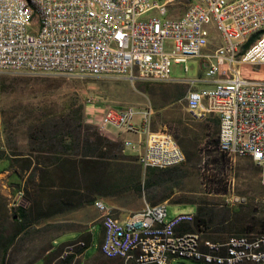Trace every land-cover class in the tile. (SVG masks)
<instances>
[{
  "label": "built area",
  "instance_id": "1",
  "mask_svg": "<svg viewBox=\"0 0 264 264\" xmlns=\"http://www.w3.org/2000/svg\"><path fill=\"white\" fill-rule=\"evenodd\" d=\"M171 2L0 0V73L189 84L185 98L191 115L219 119L217 154L251 158L264 186V79L245 73L264 66V42L247 47L254 34L264 31V0H198L178 17L169 14ZM167 40L173 41L172 51ZM193 58L204 63L205 75L172 79V63H184L187 72ZM197 82L204 85L197 88ZM139 114L133 106L109 107L94 122L100 130L113 126L137 133ZM152 114L143 112L147 125ZM146 133L144 148L131 140L124 143L137 152L145 171L186 161L171 133ZM19 194L22 198L23 192ZM168 205L146 203L119 219L97 201L102 254L121 258L122 264H173L179 258L264 264V234H232L214 241L205 230H192L196 212L169 215ZM87 245L85 239L67 243L52 264L80 258Z\"/></svg>",
  "mask_w": 264,
  "mask_h": 264
},
{
  "label": "rangeland",
  "instance_id": "2",
  "mask_svg": "<svg viewBox=\"0 0 264 264\" xmlns=\"http://www.w3.org/2000/svg\"><path fill=\"white\" fill-rule=\"evenodd\" d=\"M196 1L172 0L169 14L181 16ZM215 43L218 39L211 47ZM172 45V40L166 41L168 50H173ZM188 67L186 72L184 63H172V79H195L205 75L206 67L200 59H190ZM245 73L264 79V66L246 69ZM203 85L197 82L195 86ZM190 88L189 84L181 82L132 83L115 77H33L0 73V153L4 156L0 159V264H48L46 258L56 259L57 254H48L45 250L50 241L56 238V245L72 241L78 237L77 233L60 234L86 227L95 220L102 221L97 201H103L110 213L119 219L141 210L146 203L167 202L169 215L180 211L197 213L196 207L190 204L204 201L216 209L217 215L208 227L200 228L194 224L192 230L203 229L211 238L213 232H219L221 239L232 234H264V186L259 180L260 168L249 157H218V118L212 115L194 118L191 115L185 98ZM81 106L86 122L99 130L94 118L109 107L133 106L140 112L137 117L140 132L113 126H109L108 131L100 130L105 135H114L123 149L119 152V161L113 162L107 173L97 174V181L91 172H80L75 176L70 166L54 165L52 160L57 154L51 152L49 140L38 138L33 145L29 136L34 131L40 137L42 128L51 131L50 118L69 114ZM148 110L153 114L147 125L143 112ZM147 130L168 131L186 154V164L182 168L185 178L176 181L178 184L169 199L158 203L148 201L146 191L136 189L145 170L138 161L137 152L124 144L125 140H131L144 148ZM30 154L34 160L28 168ZM32 172L34 180L29 178ZM94 190L97 194L92 192ZM19 191L23 192L22 198ZM28 192L34 201L32 205ZM179 200L187 201L188 205ZM19 204L28 209L31 205L23 231L21 221L15 222L14 217ZM65 205V213L55 212L56 208ZM72 205L81 206L70 210ZM96 226L100 228L99 224ZM17 233L14 243L4 254L3 243ZM94 252L95 249L89 256ZM113 261L108 264H122V260ZM175 264L205 263L179 258Z\"/></svg>",
  "mask_w": 264,
  "mask_h": 264
},
{
  "label": "trees",
  "instance_id": "3",
  "mask_svg": "<svg viewBox=\"0 0 264 264\" xmlns=\"http://www.w3.org/2000/svg\"><path fill=\"white\" fill-rule=\"evenodd\" d=\"M264 31L254 34L247 44L249 47L254 41H256ZM147 89V88H146ZM84 108L81 106L76 110H72L69 114L55 115L54 117L48 120V125L51 129L45 130L42 128V135L38 136L37 132H30V140L35 144V141L43 140L50 142L52 149L51 152L57 154L53 158L54 165H60L66 167L70 166V171L73 175H78L82 172H91L94 174V181L97 174L107 173V170L111 167L113 162H118L120 159L119 152L121 151L122 144L118 139H113L104 133H102L96 126L88 124L85 120ZM219 123V119H217ZM220 124V123H219ZM32 144V143H31ZM35 151L36 149H32ZM17 155V154H15ZM3 154L0 153V159L3 158ZM221 159H226V156L221 154L218 155ZM29 162L27 167L30 168L33 164V155H29ZM186 163L175 165L167 168H157L149 167L145 171L144 178L141 182L136 184V189L141 191H146V198L148 201L153 203H158L165 201L170 198L174 193V188L177 186L179 180H183L186 176L185 171L182 169ZM80 167L83 169H80ZM34 172L29 175L31 180H34ZM97 190V187H96ZM96 190L92 191L94 194H97ZM99 190V189H98ZM29 194V202L34 203L32 200L31 193ZM77 195V194H76ZM61 197H59L60 199ZM61 201V200H60ZM180 203H187V201L179 200ZM62 203V202H61ZM31 205L29 206L31 208ZM190 205H193L197 209L196 213V222L195 225L198 227L207 226L210 224V221H213V218L217 215L216 209L209 207V203L204 201H192ZM81 205L70 206V210L79 208ZM29 208V209H30ZM66 205L60 206L55 209L56 213H65ZM28 207L19 205L17 207L14 217L16 218L15 222H20V227L22 231L26 229V223L24 220L28 218ZM55 213V214H56ZM23 220V221H22ZM17 235H13L10 238H7L3 243V253L6 254L8 248L14 243ZM54 240L50 241V245L45 249L49 251L54 246ZM60 253L58 250L54 254ZM70 259L65 261H60L59 264H69ZM52 264L51 256L46 258L47 263Z\"/></svg>",
  "mask_w": 264,
  "mask_h": 264
},
{
  "label": "crops",
  "instance_id": "4",
  "mask_svg": "<svg viewBox=\"0 0 264 264\" xmlns=\"http://www.w3.org/2000/svg\"><path fill=\"white\" fill-rule=\"evenodd\" d=\"M123 133L128 135L126 132H123ZM108 136H110L113 139H116L114 135L109 134ZM96 224L100 225L99 229H98V226H96ZM71 232L77 233L78 237L72 241L65 242L61 245H56L57 242L54 241V246L48 251V254L56 253L58 250H61L64 247V245H66L67 243L76 241L78 239H85L88 245L84 249L82 256L78 259H75L72 257L70 259L69 264H108L110 261L114 262L113 260H117V259L122 260L121 258H107L102 254L101 243H102L103 236H104V229H103L101 221L95 220L86 227H83V228L79 227L78 229L69 230L67 232L61 233L60 235L65 234V233H71ZM218 234L219 232H213L212 233L213 237L212 238L209 237V238H211V240H214V241L220 240L221 238L218 237ZM60 235H58L57 237H59ZM94 249H95V252L91 256H89V253L93 251ZM176 261L177 259L173 261V264H175ZM242 264H255V263H242Z\"/></svg>",
  "mask_w": 264,
  "mask_h": 264
},
{
  "label": "bare ground",
  "instance_id": "5",
  "mask_svg": "<svg viewBox=\"0 0 264 264\" xmlns=\"http://www.w3.org/2000/svg\"><path fill=\"white\" fill-rule=\"evenodd\" d=\"M15 1H22V0H15ZM255 42H264V33Z\"/></svg>",
  "mask_w": 264,
  "mask_h": 264
}]
</instances>
